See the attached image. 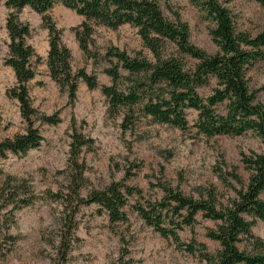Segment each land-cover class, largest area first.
<instances>
[{"label": "rangeland", "instance_id": "374dc122", "mask_svg": "<svg viewBox=\"0 0 264 264\" xmlns=\"http://www.w3.org/2000/svg\"><path fill=\"white\" fill-rule=\"evenodd\" d=\"M154 1L166 19L179 18L189 26L193 46L211 55L218 51L210 36L214 24L193 0ZM222 4L230 11L237 32L255 37L264 31V10L258 0H222ZM10 13L4 2H0V142L24 134L27 129L18 102L7 96V91L16 83L13 70L6 65L10 43L6 21ZM48 15L62 31V41L71 50L73 70L84 69L95 75L99 88L91 90L80 81L76 98L71 102L68 93L61 91L50 78L49 36L42 25V16L29 7L24 8L19 18L30 25L32 34L28 44L40 58L33 61L36 77L28 86L30 100L37 116L58 114L61 121L47 125L35 119V126L44 139L41 146L26 156L9 154L0 158V195L11 178L13 185L26 181L37 196L29 207L14 211L10 206L3 211L2 221L11 224L10 233L16 243L0 258V264H52L62 207L49 195L66 191L69 185V160L75 134L90 141L79 155L85 181L83 197L118 182L141 190L145 202L161 200L159 186L166 185L193 198L214 190L218 200L225 203L234 192L222 183L221 174L228 176L235 172L247 183L249 172L242 156L264 150L256 134L206 138L194 128L197 114L193 111L187 116L189 129L182 131L145 117L140 107L130 112L111 108L101 91L103 86L112 85L105 73L111 67L105 56L111 48L131 57L140 51L148 53L137 29L130 25L116 30L95 26L91 54L87 56L72 31L84 19L64 7L60 0H55ZM120 72L128 75L122 69ZM247 78L257 101L264 105V59L249 70ZM131 86L123 80L118 88L125 92ZM261 198L264 199V193ZM135 201L137 198L131 199L126 208L128 222L117 225H112L106 214L99 213L97 206L81 207L76 216V241L68 264H207L198 253L191 254L184 246L197 242L212 254L219 250V244L206 237L207 229L215 225L213 222L199 216L193 227L180 232L182 246L177 245L139 218L132 209ZM252 233L264 251V222L257 221ZM250 244L244 241L241 248L252 249Z\"/></svg>", "mask_w": 264, "mask_h": 264}, {"label": "trees", "instance_id": "16d2710c", "mask_svg": "<svg viewBox=\"0 0 264 264\" xmlns=\"http://www.w3.org/2000/svg\"><path fill=\"white\" fill-rule=\"evenodd\" d=\"M60 1L84 19L72 31L85 55L91 54L95 26L116 30L130 25L137 29L144 50L148 51L137 52L133 57L117 48L106 53L111 67L105 73L112 85L103 86L101 91L112 109L123 108L130 112L140 107L145 117L182 131L189 129L187 116L193 111L197 114L194 128L198 135L235 137L251 132L264 147V105L257 101L247 78L249 70L264 59V31L255 37L237 32L222 0H193L214 24L210 36L218 51L213 55L193 46L189 26L179 18L166 19L154 0ZM0 2L11 10L6 21L10 40L6 65L13 70L16 83L7 91V96L18 102L21 118L27 124L24 134L0 142V158L3 159L9 154L26 156L41 146L44 139L35 126V119L47 125H57L61 121L58 114L37 116L30 100L28 86L36 77L33 61H40V58L28 44L32 34L30 25L19 18L24 8L29 7L42 16V25L49 36L47 67L50 78L61 91L68 93L71 102L76 98L80 81L91 90L98 89L99 84L96 76L84 69L73 70L71 50L62 41V31L48 15L55 0ZM258 2L264 10V0ZM121 69L128 75L123 76ZM123 80L132 85L125 92L118 88ZM89 145V140L73 135L69 185L66 191L49 195L62 207L52 264H68L76 241V216L81 207L97 206L99 213L106 214L109 222L117 225L128 222L126 208L130 200L136 198L132 209L139 218L161 237L177 245H181L180 232L193 227L199 216L213 222L215 225L207 229L206 237L219 244L215 254L197 242L184 246L189 253H198L207 264H264L261 242L252 233L257 221L264 222V199L261 198L264 150L242 156V163L249 172L247 183L235 172L228 176L221 174L222 183L234 192L225 203L218 200L214 190L193 198L166 185L159 186L163 194L161 200L145 202L141 190L118 182L94 190L87 197L82 196L85 181L79 155L82 148ZM11 181L13 179L9 178L0 195V258H4L16 243L10 233L11 224L2 221L3 211L10 206L14 211L24 209L37 199L26 181L18 185ZM244 241L251 243L252 249H242Z\"/></svg>", "mask_w": 264, "mask_h": 264}]
</instances>
